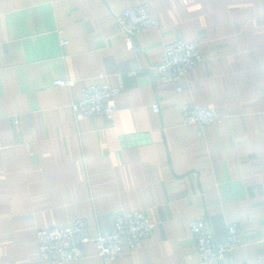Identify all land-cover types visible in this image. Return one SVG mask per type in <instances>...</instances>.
Masks as SVG:
<instances>
[{
  "label": "crops",
  "instance_id": "1",
  "mask_svg": "<svg viewBox=\"0 0 264 264\" xmlns=\"http://www.w3.org/2000/svg\"><path fill=\"white\" fill-rule=\"evenodd\" d=\"M135 3L158 22L128 48L114 16ZM177 37L202 60L175 84L152 66ZM100 72L122 84L113 116L75 114ZM186 102L223 118L185 123ZM133 209L150 235L108 264H204L194 216L217 240L228 221L241 227L243 243L213 264H264V0H0V264H41L39 227L82 217L112 230ZM83 249L51 264H106L93 242Z\"/></svg>",
  "mask_w": 264,
  "mask_h": 264
},
{
  "label": "built area",
  "instance_id": "2",
  "mask_svg": "<svg viewBox=\"0 0 264 264\" xmlns=\"http://www.w3.org/2000/svg\"><path fill=\"white\" fill-rule=\"evenodd\" d=\"M157 18L145 3H135L121 8L114 16V28L125 37L128 48L133 46V35L146 31L157 24ZM60 31V30H58ZM67 38H62L65 44ZM163 58L152 68L164 82L179 83L190 68L202 60L200 48L195 41L181 37L163 44ZM55 85H71L70 78H54ZM179 89V86L177 87ZM122 90L121 82L111 85L105 74H96L91 82L81 87L80 96L70 103L72 111L83 117L102 114L111 118L116 110V96ZM152 108L158 110L157 102ZM181 118L185 123L200 125L220 121L223 115L214 107L196 102L180 105ZM201 132V128L198 129ZM153 223L145 209L120 212L115 216L112 230L91 233L85 218L76 217L66 225H52L36 229L39 263L51 264L79 260L84 257L83 246L93 242L106 264L123 256L126 251L144 245ZM226 235L222 240L213 236L210 223L204 216H194L189 220V229L195 240V252L204 264H213L225 254L243 243L241 227L236 221L226 223ZM264 254V236L261 238Z\"/></svg>",
  "mask_w": 264,
  "mask_h": 264
}]
</instances>
